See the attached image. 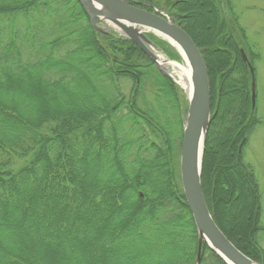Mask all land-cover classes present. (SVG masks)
Instances as JSON below:
<instances>
[{"label":"trees","instance_id":"1","mask_svg":"<svg viewBox=\"0 0 264 264\" xmlns=\"http://www.w3.org/2000/svg\"><path fill=\"white\" fill-rule=\"evenodd\" d=\"M142 1L203 53V193L227 238L264 264L262 195L244 162L262 118L241 50L256 82L261 54L233 0ZM171 100L180 107L173 82L130 40L97 34L77 0H0V264H197L174 140L150 107L165 115ZM199 264L225 263L204 245Z\"/></svg>","mask_w":264,"mask_h":264},{"label":"water","instance_id":"2","mask_svg":"<svg viewBox=\"0 0 264 264\" xmlns=\"http://www.w3.org/2000/svg\"><path fill=\"white\" fill-rule=\"evenodd\" d=\"M77 1L87 14L95 32L110 33L111 25L115 26L126 39L142 50L164 76L178 86L170 74V69L159 63L154 50L155 44L149 35L166 41L155 33L163 34L181 48L191 66L193 93L189 98L184 126L180 172L184 195L198 232L197 264L200 263L204 245L225 264H258L243 254L218 227L203 193L202 168L212 118V99L209 72L201 50L180 25L174 23L167 14L153 8L150 3L137 0ZM144 5L149 6L152 11L141 8ZM241 53L252 75V105L255 109L257 99L255 70L244 49Z\"/></svg>","mask_w":264,"mask_h":264},{"label":"rangeland","instance_id":"3","mask_svg":"<svg viewBox=\"0 0 264 264\" xmlns=\"http://www.w3.org/2000/svg\"><path fill=\"white\" fill-rule=\"evenodd\" d=\"M137 1L145 2L142 0H137ZM233 2L236 6V11L240 18V22L246 28L250 42L254 45V51L256 53L260 52L261 54V58L256 62V67L258 69V81L256 82V95L259 102L258 104L256 99V106L257 104L259 105V111H260V116L262 118V123L254 132V134L250 137L249 142L244 148V162L248 166L252 167L256 174L260 186V192L262 195V202L264 208V0H233ZM145 3H149V2H145ZM150 4L152 5L153 8L157 9L158 11L167 14L165 11L156 8L152 3ZM143 7H147L148 9L151 10L149 6L144 5ZM109 32L110 33H98V32L96 33L102 35L112 34L125 38L122 35V33L119 32L116 29V27L113 25H111ZM151 37L163 43L170 50L172 54H175V56L178 55L177 52L171 47L169 43L156 36L149 35L150 40L155 44L154 46L155 51L164 55L166 58L170 59L171 61H178L180 63H183V60L181 57H179V55H178L179 60L178 59L175 60L172 57L170 58L169 55L165 52V50L162 49L161 45H158L155 41L151 39ZM173 84L178 88L180 93V107L174 104V100H171L170 104L165 106V115L163 114V112L158 110V106L156 103L153 102L154 106L151 105L150 107L152 108L154 113L156 112L155 116L160 119L162 125L166 123V130L169 132L172 140H174L176 157H177L176 165L178 167L177 172L179 174V177L181 178L180 160H181L182 142L184 136V126L186 123L188 107H189V98L181 86H178L174 82ZM121 87H122L121 89L123 91V95L125 97H129V94L131 92V86L127 82H125L122 83ZM263 222H264V215H263ZM260 242L264 248V234H261Z\"/></svg>","mask_w":264,"mask_h":264},{"label":"bare ground","instance_id":"4","mask_svg":"<svg viewBox=\"0 0 264 264\" xmlns=\"http://www.w3.org/2000/svg\"><path fill=\"white\" fill-rule=\"evenodd\" d=\"M159 37L165 39L168 43L171 44V47L177 52L179 57L182 58L183 63L178 61H171L170 59L166 58L164 55L160 54L159 52L155 51L156 55L158 56L159 63L166 69H170L171 76L173 79L183 88L185 93L187 94L188 98L192 96L193 93V86H192V70L188 59L185 57L184 53L182 52L181 48L175 43L171 38L160 35L155 33ZM176 48H174L173 46Z\"/></svg>","mask_w":264,"mask_h":264}]
</instances>
